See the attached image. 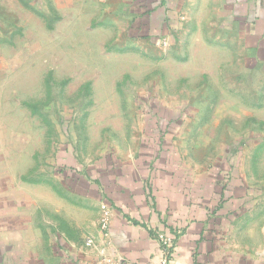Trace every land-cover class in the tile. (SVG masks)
<instances>
[{
    "label": "rangeland",
    "instance_id": "obj_1",
    "mask_svg": "<svg viewBox=\"0 0 264 264\" xmlns=\"http://www.w3.org/2000/svg\"><path fill=\"white\" fill-rule=\"evenodd\" d=\"M134 1L0 0V170L6 155L8 176L60 187L142 129L179 127L186 162L264 190V73Z\"/></svg>",
    "mask_w": 264,
    "mask_h": 264
},
{
    "label": "crops",
    "instance_id": "obj_2",
    "mask_svg": "<svg viewBox=\"0 0 264 264\" xmlns=\"http://www.w3.org/2000/svg\"><path fill=\"white\" fill-rule=\"evenodd\" d=\"M138 3L154 8L146 16L158 17L164 33L177 32L182 14L193 38L200 33L224 49L232 41L243 68L264 73V0ZM179 130L142 129L134 151H103L60 187L50 178L8 176L5 155L0 264H159V234L172 264H264L263 186L199 171L183 158ZM102 206L112 211L105 230Z\"/></svg>",
    "mask_w": 264,
    "mask_h": 264
},
{
    "label": "built area",
    "instance_id": "obj_3",
    "mask_svg": "<svg viewBox=\"0 0 264 264\" xmlns=\"http://www.w3.org/2000/svg\"><path fill=\"white\" fill-rule=\"evenodd\" d=\"M112 216V211L110 208L106 207V206H102V217L100 220V225L102 227V229H106L110 218ZM158 238L162 241L163 247L161 250V256L159 259V264H172L171 260H170V255L168 253V248L170 247V244L168 243V241L164 238V236L162 234L158 235ZM93 244V239H87L86 240V245L87 246H91Z\"/></svg>",
    "mask_w": 264,
    "mask_h": 264
}]
</instances>
